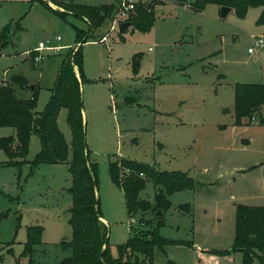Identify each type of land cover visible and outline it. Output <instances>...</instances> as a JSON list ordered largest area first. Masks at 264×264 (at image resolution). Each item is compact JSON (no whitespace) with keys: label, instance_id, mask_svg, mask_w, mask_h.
Instances as JSON below:
<instances>
[{"label":"rangeland","instance_id":"374dc122","mask_svg":"<svg viewBox=\"0 0 264 264\" xmlns=\"http://www.w3.org/2000/svg\"><path fill=\"white\" fill-rule=\"evenodd\" d=\"M131 1L133 8L137 2L154 8L155 22L148 31L132 25L118 30L133 10H125L122 0L78 1L115 4L112 15L82 44L89 80L81 84L89 160L97 165L96 193L111 253L134 230L151 228L161 216L159 235L181 243L163 250L156 246L152 264H239L240 252L207 250L231 248L238 205H264V104L262 115L242 120L247 126L232 124L230 116L235 83H264V48L256 59L247 52L253 44L250 35L264 36V26L256 24L260 7L240 18L234 11L221 17L215 4L198 13L175 0ZM55 10L60 9L47 0H0V32L10 23L9 42L0 46V84L14 74L24 77L38 91V112L49 99L65 54L80 44L74 26L88 31L83 18L68 14L64 19ZM46 40L63 47L57 53L44 51L39 63L25 57V50ZM134 55L139 56L137 72L131 65ZM13 87L18 97H26L28 90ZM57 125L69 144L65 109L59 111ZM13 133L11 127H0V136ZM39 150L40 140L31 134L26 162L20 168L0 165V264H17L18 259L28 264L20 256L29 225L43 230L32 264H58L71 254L65 246L72 237L68 165L42 163L30 174V161ZM120 158L183 172L196 186L172 193L170 207L160 215L151 207L128 216L123 192L108 170ZM6 161L0 150V163ZM154 191L146 180L139 195L151 203ZM252 264L261 263L254 259Z\"/></svg>","mask_w":264,"mask_h":264},{"label":"trees","instance_id":"16d2710c","mask_svg":"<svg viewBox=\"0 0 264 264\" xmlns=\"http://www.w3.org/2000/svg\"><path fill=\"white\" fill-rule=\"evenodd\" d=\"M41 2L46 0H39ZM60 10L56 13L65 19L71 14L83 18L88 24V33L74 26L75 43H80L74 49H69L63 58L55 83L51 88L48 101L41 111H36L38 91L36 87L30 90L27 80L18 75H11L8 81L0 84V127H11L14 134L0 136V150L7 160L0 165H14L20 168L26 162L31 134H36L40 140V150L30 161V174L42 163H66L71 175L68 192L71 196L68 223L72 237L65 245L71 249V254L64 257L58 264H152L154 248L163 250L169 244H179L180 241L170 240L159 235L163 225L161 216L151 228L136 230L128 239L116 245V256H113L108 245V230L100 210L97 196L98 177L97 165L89 160V150L86 143L85 124L81 84L89 79L83 72L82 44L99 28L105 19L112 15L115 4L88 5L76 0H47ZM131 10L128 21L141 32L148 31L155 22V10L151 5L137 2ZM179 6L188 4L192 11L201 12L206 5L228 6L238 17L243 18L249 8L260 7L261 12L256 20L257 25L264 26V0H175ZM10 23L3 26L0 32V46L8 44ZM125 31V30H123ZM122 31V32H123ZM139 56L132 58V69L137 72ZM13 84L30 91L28 97H18ZM264 104V83L234 84V123L241 125L243 119H251L259 115ZM61 109L66 110V121L71 131V141L68 144L57 125ZM260 120V119H259ZM261 122V120H260ZM14 159H17L15 161ZM111 181L123 192L128 216L137 211H148L151 207L155 215L170 207L169 196L174 192L192 190L195 180L183 172H164L152 165L125 158L115 159L109 163ZM150 180L155 186L154 200L141 198L139 193ZM153 203V206H152ZM188 212L190 206L185 204ZM183 207V206H181ZM146 231L145 233H142ZM42 228L28 226L26 241L20 257L27 258L32 264L34 247L41 243ZM139 233V234H138ZM64 242V241H63ZM188 244V243H187ZM11 252V248L7 249ZM209 253L230 255L242 253L239 264H252L257 259L264 264V205H238L235 214L233 244L230 249L207 250ZM3 256L0 254V262ZM20 259L17 260L19 264Z\"/></svg>","mask_w":264,"mask_h":264},{"label":"built area","instance_id":"2783aa9c","mask_svg":"<svg viewBox=\"0 0 264 264\" xmlns=\"http://www.w3.org/2000/svg\"><path fill=\"white\" fill-rule=\"evenodd\" d=\"M121 5L125 8V10L133 9V2L131 0H122ZM250 36L251 38H253V44L247 48V52L249 54H253L254 56H257L260 53V49L264 48V36L263 35H258V36L250 35ZM55 39L59 41L60 37L56 36ZM62 47L63 46L59 45L58 43L50 44L48 40H46L45 42L39 41L34 48L25 50L24 54L26 58L31 59L34 63H39L45 57V55L43 54L44 51L57 53L59 50L62 49ZM132 222H134V219H130V223Z\"/></svg>","mask_w":264,"mask_h":264},{"label":"water","instance_id":"95a60500","mask_svg":"<svg viewBox=\"0 0 264 264\" xmlns=\"http://www.w3.org/2000/svg\"><path fill=\"white\" fill-rule=\"evenodd\" d=\"M219 9H220V16L224 17V16H226V14H228L231 11L232 8L228 7V6H220ZM129 26H131V23L129 21L122 22V23L118 24V30L120 32H122L123 30H125ZM29 87L32 90L34 86L30 85ZM160 214H161V211L160 210L157 211V215H160Z\"/></svg>","mask_w":264,"mask_h":264},{"label":"crops","instance_id":"0c3cea01","mask_svg":"<svg viewBox=\"0 0 264 264\" xmlns=\"http://www.w3.org/2000/svg\"><path fill=\"white\" fill-rule=\"evenodd\" d=\"M78 1H80V0H77V2ZM163 1V0H162ZM192 0H188V3H190ZM164 5V2H163V4H162V6ZM175 5H177L176 3H175ZM159 6H161V5H159ZM177 6H179V5H177ZM179 7H187V8H189L190 10H191V8L189 7V5L188 4H185V5H183V6H179ZM217 7H219V6H217ZM250 9V8H249ZM248 9V10H249ZM231 11H233V9H231ZM260 12H261V8H260ZM260 14V13H259ZM258 27H261V28H263V25H259ZM67 47V46H66ZM253 59H256V56H253ZM219 76L221 77L222 75L221 74H219ZM30 95V91H27V94H26V97H28ZM233 104H234V102H233ZM262 108V107H261ZM231 112H232V114H231ZM231 112H230V116H231V119H232V124H233V122H234V115H233V108H232V110H231ZM260 114H261V109H260V112H259ZM262 115V114H261ZM240 127H243V126H247V125H244L243 123L241 124V125H239ZM14 134V133H13ZM243 142H247L248 143V139H246V140H243ZM154 195V194H153ZM103 221L104 222H106V220H105V218H104V216H103ZM113 255V254H112ZM113 256H116V254L115 255H113Z\"/></svg>","mask_w":264,"mask_h":264}]
</instances>
